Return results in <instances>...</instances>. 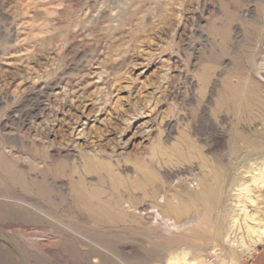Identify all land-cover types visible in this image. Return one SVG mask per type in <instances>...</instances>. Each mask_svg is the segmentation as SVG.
<instances>
[{
    "label": "rangeland",
    "instance_id": "1",
    "mask_svg": "<svg viewBox=\"0 0 264 264\" xmlns=\"http://www.w3.org/2000/svg\"><path fill=\"white\" fill-rule=\"evenodd\" d=\"M252 139L264 0H0V264H264Z\"/></svg>",
    "mask_w": 264,
    "mask_h": 264
},
{
    "label": "bare ground",
    "instance_id": "2",
    "mask_svg": "<svg viewBox=\"0 0 264 264\" xmlns=\"http://www.w3.org/2000/svg\"><path fill=\"white\" fill-rule=\"evenodd\" d=\"M228 91V90H227ZM227 91H225V92H223V94L221 95V102L222 103H225L226 104V102H227V100L229 99V95H227L226 93H227ZM233 91H234V89H233ZM236 91V90H235ZM233 96V94L231 93L230 94V97H232ZM241 138V137H240ZM262 138V137H261ZM247 141V140H246ZM249 142V141H248ZM248 146H250V148H251V150L252 151H258V150H263L264 149V139H262V142H260V141H258V140H251V142H249V144H248ZM241 147H243V144H242V146H237V148H236V154H238L240 151H241ZM248 152V151H247ZM235 153V152H234ZM259 153H261V152H259ZM235 154V155H236ZM93 161V160H92ZM244 161V160H243ZM88 162V161H87ZM220 163V162H219ZM245 163V162H244ZM249 163V162H248ZM247 162H246V166H247V164H248ZM98 164V163H97ZM215 165V164H214ZM219 165V166H218ZM218 165H216L215 166V171L213 172V171H211V174H210V178H204V181H203V184L201 183V185H203V191L202 192H204L205 190H207L208 192H209V194H210V196L213 198V200H219L221 197H220V195L222 194L221 193V184H220V182H221V180L223 179V176H224V172H223V169H224V165L221 163V164H218ZM241 165V164H240ZM147 166V165H146ZM231 166V165H230ZM214 167V166H213ZM239 167V166H238ZM249 167V166H248ZM247 168V167H246ZM256 168V167H255ZM227 169V168H226ZM140 170V169H139ZM225 170V169H224ZM230 170V169H229ZM251 170H252V168H251ZM253 170H254V168H253ZM253 170H252V172H253ZM256 170V169H255ZM99 172V171H98ZM230 173V172H229ZM264 173V172H263ZM141 174V173H140ZM154 169H145V171H144V169H143V171H142V174H141V178L144 180V181H146V182H150V181H152L153 180V178H154ZM261 174H262V172L259 174V173H252L251 174V171H250V169L248 170V169H246L245 171H241L240 172V174L239 175H233V177L232 176H230V178L232 179V180H234V181H241V184H245V191L246 192H249V191H251L252 189H251V185L253 184V186L254 185H256L257 187H259V182H257L258 180H260V182L263 180V178L261 177ZM111 175V174H110ZM112 176V175H111ZM227 176V175H226ZM117 178V177H116ZM112 180H113V178H112ZM121 180V179H120ZM224 181V180H223ZM249 182V183H248ZM102 183V182H101ZM246 183H248V184H246ZM257 183H258V185H257ZM113 184L114 185H116V182H115V180H113ZM120 184H122V182H120ZM129 183H127V185H128ZM136 184V183H135ZM79 185H81V184H79ZM123 185V184H122ZM113 186V185H112ZM129 186V185H128ZM261 186V185H260ZM111 187V186H110ZM114 187V186H113ZM127 187V186H126ZM131 187H132V185H131ZM130 187V188H131ZM115 188H116V186H115ZM118 188V187H117ZM135 188V187H134ZM125 189V188H124ZM137 189V188H136ZM116 190V189H115ZM121 190V189H120ZM92 191V190H91ZM118 191V190H117ZM122 191V190H121ZM124 191V190H123ZM92 193L94 194V195H97L98 193H99V190H94L93 189V191H92ZM113 193V192H112ZM117 193V192H116ZM209 196V197H210ZM196 197V196H195ZM97 199V198H96ZM253 202H254V200H253V198H250ZM194 202L192 203V205H193V207H201L202 209H203V212H207V206H211V205H209L208 203H207V205H199V203L198 202H195V199L193 200ZM256 202V201H255ZM196 203H198V204H196ZM98 204V203H97ZM105 205L103 204V203H100V205H99V210L101 211V212H103L104 210H105ZM263 212L264 211H262L261 212V214H263ZM159 215V214H158ZM244 221H245V224H246V228H247V231L248 232H255V231H257V233H259V234H263L264 235V223H262V219H260V217L257 215V208H256V210L254 211V213H250V212H248L247 210H244ZM237 222V219H235L234 220V223H236ZM264 222V221H263ZM226 226V225H225ZM224 225H222V224H219L218 225V229H216V231L219 233V236H221V238H222V236L223 235H226L227 233V230L229 229V228H227V227H225ZM234 227H236V228H234ZM237 227L238 228H240L239 226H238V223H237V226H236V224H233L232 225V227H230V229H232V228H234V229H237ZM192 228V227H191ZM233 229V230H234ZM221 238H220V240H221ZM228 238V237H227ZM222 241V240H221ZM225 242V241H224ZM230 249H231V251L233 250V247H229Z\"/></svg>",
    "mask_w": 264,
    "mask_h": 264
}]
</instances>
